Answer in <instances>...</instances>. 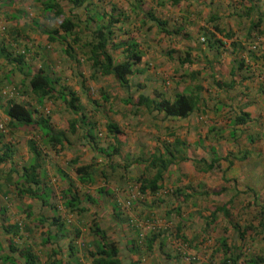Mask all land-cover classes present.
I'll return each instance as SVG.
<instances>
[{
    "label": "crops",
    "instance_id": "0c3cea01",
    "mask_svg": "<svg viewBox=\"0 0 264 264\" xmlns=\"http://www.w3.org/2000/svg\"><path fill=\"white\" fill-rule=\"evenodd\" d=\"M126 1L130 9L122 10L121 4L125 5ZM220 1L222 0H181L177 5H172L170 0H84L81 7H75L71 0H0V22L5 27L3 44L11 48L14 55L24 54L20 64H8L0 56V82L19 92L15 96L16 102L29 103L36 110L46 113L58 130L65 131L69 121L76 116L69 115L66 111L62 117L58 114L62 112L61 106L49 108L46 107V102L40 108L31 95V76L41 72L57 78L60 84L58 87H69L82 106L84 98H88V104H91L94 100H91V95L85 89L86 82L100 75L93 78L94 70L84 44L91 39L88 31L96 29V17L105 16L99 24H106L110 15L120 13V23L111 28L114 35L110 45L129 40L138 45L141 61L134 67V74L129 78V94L120 90L111 100H105L101 95L100 111L87 108L83 112L85 121L90 126L97 122L92 127L95 133L101 130L105 136V140L95 137L97 149H93L90 146L92 141L86 138L91 127L83 126L80 121L77 122V134L70 136V146L65 149L56 146L53 149L43 144L42 148L44 155L50 157V164L54 165L53 169L57 170L60 178L65 175L63 180H57L54 185L57 192L63 190L68 179H71L79 191L85 190L92 197L94 203L83 201L80 207L86 213L87 209H90L89 213L96 212L90 221H95L106 232L108 240L117 245L120 258L127 254L128 264H146L144 259L148 256H151V263L158 260L159 264L177 259L171 257L172 251L163 248V240L159 237L154 238L149 248L145 244L141 249L136 248L138 251L135 252L130 246L132 239L124 233L122 220L117 216L125 198L119 195L121 187L126 186L129 181H137L134 184L140 187V179L152 180L157 170L152 169L149 162L152 157L163 155L166 149L175 155V161L164 172L161 181L157 182L159 189L154 194H144L133 201L148 209L149 214L145 215L149 218H155V215L161 219L164 216L167 218L168 211L174 209L173 218L170 217L168 226L163 228V231L166 229L165 232H172L175 227L177 234L189 241L208 238L203 234L202 228V220L206 221L210 216L205 210L207 203L213 204L216 201L218 206L227 204L230 211L231 201L246 193L240 191L237 178L232 176L237 168V161H251L244 171L245 177L250 181L246 189L254 197L258 193H261L260 197L264 196V148L260 141V138L264 139V7L259 5L264 0H252L253 11L248 15L246 10L251 5L246 0L236 6L229 4L227 0L229 10L220 8ZM63 2L68 4L66 9ZM47 3H56L62 11L61 16L56 17L55 11H46L44 4ZM142 3L148 5L147 10L143 9ZM132 6L139 9L133 10ZM162 6L168 10H162ZM105 7L111 8L105 10ZM113 7L115 12H112ZM158 12L170 14L171 17L166 22L162 21L160 16L154 15ZM147 13H152L164 25L158 28L145 17ZM63 18L74 19L78 26L73 32L80 41L73 44L71 40L74 36L67 40L73 48L71 56L64 52L66 46L59 43L63 34L59 29ZM253 21L256 24L254 27ZM122 22H131V31L138 33V36L124 31ZM85 26H88L87 29ZM214 26L231 34V37H223L214 30ZM54 30H59V34L53 36L56 41L48 37L49 32ZM210 34H213L214 40H220L221 44H209L207 38ZM125 49L126 45L109 50L115 62L124 58ZM28 73L30 76L24 77ZM98 79L115 81L111 75L104 78L100 76ZM181 94L199 98L195 109L186 118L166 117L162 112H148L143 106L137 105L139 96L150 99L162 97L173 101L175 96ZM129 97L132 102L127 101ZM6 104L7 100L0 98V124L4 125L8 122L4 114ZM64 109L67 110L65 106ZM109 123L119 129L115 137L106 129ZM23 129L18 132L6 129V133H11V136L6 137L5 141L14 146L16 154L12 160L0 164V264H5L2 260L5 257L9 258L6 264H24V259L19 256L23 248H30L39 264H45L38 257L39 253L44 252L46 259L54 258L58 261L57 264L60 261V264H67L66 246L71 232L79 230L87 233L92 224L83 227L85 220L89 219L87 214L84 215L85 212L76 217L67 212V219L61 215L64 222L69 223L65 226L66 237L55 238L43 245L47 232L50 231L52 236L57 232L55 228L48 229L50 221L41 225L40 219L53 215L51 206L58 208V215L62 214L61 210L65 207L60 196L57 197V203L48 200L46 205L28 195L18 196L15 186L17 172L23 163L31 159L32 155L28 151L30 140L38 139L34 133ZM226 145H232L234 150L229 148L224 152ZM105 146L110 147L106 150L107 154H111L110 158L100 153L102 150L105 152ZM213 150L219 157L218 164L208 172L198 170L192 160L209 163L214 157ZM221 150L224 155H220ZM182 156L188 160L181 161ZM72 162L75 167L92 166L91 184L76 183ZM46 168L50 169L48 166ZM101 171L105 172L106 179L102 177ZM255 181L260 182L259 186H253ZM172 186L183 190V196L187 194L188 197L184 201L183 196H178L173 190L172 194L178 199L167 198L170 204L166 207L159 199L162 198L161 194H167L166 187L171 189ZM203 191L216 195L201 198L200 193ZM156 194L160 196L156 197ZM225 195L227 198L224 201L222 199ZM220 201L222 205L219 204ZM242 201L244 206L245 201L253 204L254 199L250 197ZM189 203L191 208H185L188 210L184 212L182 208ZM179 206L180 215L177 212ZM190 217L196 219V223L191 224L197 225L195 237L186 234L183 227L190 225L185 220ZM10 226H20V230L14 235V229L9 228ZM153 234L156 233H147L146 237L149 239ZM88 235L92 243L86 247L90 248L94 245V238L91 233ZM11 247L15 250L11 251ZM39 249L44 252L38 251ZM79 256L83 257L82 254ZM13 259L15 262H12Z\"/></svg>",
    "mask_w": 264,
    "mask_h": 264
},
{
    "label": "trees",
    "instance_id": "16d2710c",
    "mask_svg": "<svg viewBox=\"0 0 264 264\" xmlns=\"http://www.w3.org/2000/svg\"><path fill=\"white\" fill-rule=\"evenodd\" d=\"M170 1L172 5H177L181 0ZM71 2L75 7H81L84 4V0H71ZM246 2L251 5L246 10V14L248 15L253 11V2L252 0H246ZM44 7L46 11H55L56 17H60L62 14L61 9L56 3H47L44 4ZM132 7L133 10L139 9V7ZM115 11V7H113L112 12ZM120 17H122L120 13L117 15H110L106 24H99L100 21L105 19V16H97L96 19L98 24L95 30L88 31L90 32L91 39L89 42L84 44V49L87 50V54L89 55L88 59L91 62V66L94 70L92 75L93 78L97 75H100L101 77L111 75L114 77L115 81L120 87L129 90V78L134 74V67L141 61V54L137 50L138 45L132 40L117 45H110L112 43V38L114 35V32L111 30V28L113 25L120 23ZM145 17L149 21L153 22V24L158 28L164 25V23L160 19L156 18L152 13H147ZM74 18L78 22L77 18ZM90 19L94 20V18ZM90 19H88V22L90 21ZM258 20L260 19L258 18ZM255 25L256 24L253 21L252 26L254 27ZM77 27V23H75L74 19L71 20L70 18H63L59 27L60 31H62L63 33L60 36L59 43L64 47L66 46L64 52L69 53L70 56V52H73V48L67 42V40L70 38V36H74V38L71 40L73 44H76L80 41V39L73 32V30ZM87 27L88 26H85L86 29ZM214 30L223 35V37L225 38L231 37V34L225 33L218 26H214ZM161 31L166 33L163 28H161ZM49 34L48 37L50 38V40L56 41L53 36L58 35L59 30H54L52 32H49ZM2 36H4V34L0 33V56H2L8 64L22 63L24 54L14 55L12 49L7 48L3 44ZM207 41L209 44H221L220 40H214L213 34H210L209 38H207ZM123 45H126V49L124 50L125 56L121 61L115 62L109 50L116 49L117 47H122ZM28 76H30V73L26 75L24 74V77ZM0 85L1 87H7L6 84H2L1 82ZM59 85V80L57 78H52L48 74L43 75L41 72L33 74L29 79L31 95L33 96V100L36 101L37 105L40 106V108L43 107L44 102L49 101L52 105H54V103L58 101L66 106L67 111L76 116L75 119L69 121L68 127L65 131L58 130L50 122V117L46 113H42L36 110L29 103H18L16 102L17 97L15 96L8 98L0 95V98L2 100H7L4 114L8 119L7 124H5V132H0V164L8 160H12V157L16 154V149L14 148V146H12L10 142L5 141L6 129H9L10 132H18L22 131L21 129L24 128V131L34 133V135H36L38 139L30 140L28 144V151L32 155L30 161H28L27 163H23L22 166H20L19 172L15 170V172H17L15 186L18 196L28 195L33 199L40 200L44 203V205L47 204L48 200L57 201V197L60 196L62 201L64 202L65 209L69 213H71V215L73 214V212H77L79 215L86 211L83 207H80L82 202L84 201L88 203H94L92 197L88 194L81 195L73 180L71 179H68L67 186L63 190L57 192L54 185L57 184L59 179L63 180L62 178H64L65 175L60 178L55 168L54 171V165L50 164V157L47 154L44 155L42 148L43 144H46L53 149L56 146H59L60 149H65L66 147L70 146V136H75L77 134V122L80 121L83 126L88 125L89 127H91V129H89V132H87L86 134V138L92 141V145L90 146L93 149H97V143L95 142L96 136L92 133L95 124L93 126H90L85 121L86 116L83 113L84 109L80 104L79 98L76 96V94L72 92L68 87H58ZM17 93L19 94L18 91ZM103 99L107 100L109 98L108 96L104 95ZM127 101L132 102L131 97L127 98ZM198 102L199 98L184 94L175 96L173 101H169L162 97H158L157 99H150L148 97L139 96L137 105L143 106L148 112H162L166 117L186 118L193 112ZM106 129L108 133L112 134L114 137L117 133H119L118 127L112 123L107 124ZM176 145L178 146L179 144L177 143ZM107 149H110V147H106L105 152L102 150L100 153L105 155L107 158H110L111 154H107ZM112 153L115 152L112 151ZM212 153L214 157L209 163H206L204 160H192L198 170L208 172L214 169V167L220 160L214 150L212 151ZM180 160L185 161L188 159L182 156ZM174 161L175 155L168 149H166L163 155L152 157L151 161L149 162L150 167L152 169H156L157 171L155 177L152 180L140 179V193L143 195L148 193L154 194L159 189L157 186V182L161 181L164 172L168 170V168L174 163ZM71 165H75L74 162H72ZM46 166L50 167V169L46 168ZM107 166L108 165H106V167ZM73 167L74 173L76 174V183L78 182L81 185L91 184L90 182L93 179L91 165ZM62 173L63 171H61V174ZM101 175L106 179L104 171H101ZM174 193L178 196H183V190L181 189H176ZM200 195L202 197H209L210 195L216 194L213 192L203 191L200 193ZM187 197V194L183 196L184 201L187 199ZM132 205L135 206L136 203L134 202ZM51 210L53 215H49L48 218L43 216L40 219L39 223L42 225L45 221H50L48 229L50 230L51 228H55L57 234L55 236H52L50 231L47 232V238L43 240V245L49 243L55 238L66 237L64 233L65 226H68L69 224L67 222H64V220L61 218V214L58 215L59 210L58 208H56V206H51ZM218 214H222L225 219H230V212L227 209V204L214 208L210 216H208L206 219V226H209V223H214L217 219ZM117 216L118 218H120V220H122L121 224L124 226L125 231L126 228L127 230H129V234L127 235H132L131 237H128L132 239V243L130 244V246L135 252L138 251L136 248L139 249L140 245L144 247V245L147 244V247L149 248V246L153 243L154 238L157 239L159 237L164 242L165 238L167 239L169 235L170 238L172 236L170 234L171 231L165 232L166 229L163 231L158 228L157 230H147V232L144 234V237H141L140 231L142 228L136 225H132L130 223L128 214L125 213L124 217H122L120 213ZM148 219L150 221H153V217ZM9 228L14 229V235L17 234L20 230V226H10ZM236 229H239V227H236ZM150 232H154L156 234H153V237L151 236V238L148 239L146 235ZM89 233H91L94 238V250L86 251L83 249L84 246L82 247L77 244L81 236V232L79 230L71 232L70 241L66 246V251L68 253V259L66 262L67 264H84V260L89 262L87 264H121L122 258H120V252L117 245L114 242L108 240L106 232L102 228H100V226L96 224L95 221L92 222ZM240 236L241 239H243V235L240 234ZM181 238L183 242H187V239L185 237L182 236ZM221 246L223 257L220 264H239L240 261L244 264H264L263 257L257 255L250 257L246 256L244 252L241 253L238 251V249L228 246L224 240H221ZM10 250L14 251L15 249L11 247ZM79 254H82L83 257L79 256ZM19 256L24 259V264H39L37 261V256H35L31 252L30 248H23L19 252ZM2 260L6 264L7 261H9V258L5 257ZM47 261L49 264L58 263V261L54 258H49L47 259ZM12 262H15L14 259ZM60 263L61 261L59 262V264ZM132 264H139V262H134Z\"/></svg>",
    "mask_w": 264,
    "mask_h": 264
},
{
    "label": "rangeland",
    "instance_id": "374dc122",
    "mask_svg": "<svg viewBox=\"0 0 264 264\" xmlns=\"http://www.w3.org/2000/svg\"><path fill=\"white\" fill-rule=\"evenodd\" d=\"M229 4L231 5H240V3L242 2V0H228ZM220 8L223 9H228L230 7H228V3L227 0H222L220 1ZM62 5L64 6V9H66V6L68 4H66L65 2L62 3ZM124 4H121V8L122 10H128L129 5L128 2L126 1V4L124 5V7L122 6ZM259 5L264 7V1L260 2ZM143 9H148V5H144V3H142ZM162 10H168L165 8V6H162ZM104 8V7H103ZM111 7H105V10L108 9L110 10ZM161 10V9H160ZM104 11V10H103ZM128 12V11H127ZM154 15L160 16V19L162 21H168V19L171 17L170 14H165L164 12H158L157 14L155 13ZM97 18V17H96ZM173 19V17H172ZM264 20V19H263ZM1 21V20H0ZM3 21V20H2ZM264 22V21H263ZM4 26V24L2 22H0V30L1 28ZM121 27H123L124 31L128 32L129 35H131L132 32V25L131 22H125V23H121ZM130 32V33H129ZM135 36H138V33H134ZM128 36V35H127ZM126 36V37H127ZM129 38V37H128ZM257 47V45H255ZM100 78V76L96 77L94 80L93 79H88L86 82V87L85 89L88 91V93L91 95L92 99L94 101H91V104H88V98H84V110L85 109H91V108H95L98 111H100V102H101V95H105L108 96V98L111 100L112 97L117 96V93L122 90V92H128L129 94V90H125L124 88L120 87L118 85L117 82L115 81H107L105 79H98ZM104 78V77H101ZM132 83H134V79H132ZM69 88V87H68ZM107 90V92H106ZM119 94V93H118ZM120 96V95H119ZM110 100L108 102H110ZM46 107L49 108H53L54 106H61L62 108V112H58V114H61V116L63 117L66 114V111L64 109V106L62 103L60 102H55L54 105H52L49 101H47L45 103ZM91 105V106H90ZM66 108V106H65ZM69 113V115H71V113L69 111H67ZM98 112H95V114H97ZM87 114V112H86ZM61 117V118H62ZM96 119V116L95 118ZM97 122L95 123L96 126ZM93 135H100L98 136L100 139L105 140V136H103V132H101V130H97V132L95 133L94 130H92ZM6 137L11 136V133H5ZM107 137V136H106ZM15 140V139H14ZM107 140V139H106ZM264 139L260 138V141L263 142V144L261 145L262 148H264ZM14 145H16L13 142ZM18 144V143H17ZM234 150V147L232 145H226L224 152H227L228 150ZM220 155H224L223 151L221 150ZM251 162V161H250ZM250 162H242V161H237V168L236 170L232 173V176L236 177L238 182H237V186L241 189V192H246L245 194H240L237 196L235 201H231V209H230V219H223L222 214H218L217 219L214 223H209V226H206V221L202 220V228H203V234L205 236H209L208 238L204 237V240L202 241H189L187 240V242H183L182 238L177 234V232L174 230L175 227H173L172 232L170 233L172 236L170 238L167 237V239L163 242L164 244V249L165 250H169L170 252L172 251L173 254L176 255H171L174 257H177L176 260L173 261L172 260H168L166 261V264H220L222 257H223V251H222V246H221V240H224L228 246H231L232 248H236L238 249L239 252L241 253H245L246 256H260L264 258V196H261V193H258V196L251 195L250 193H248L247 191V185L250 184V181L247 180V177H245V167H247ZM226 164V162H224ZM137 181H132L124 186L121 187L120 189V196H122V198H124L126 196V192L127 189L132 186L135 185L134 183H136ZM260 182L255 181L253 182V186H259ZM180 186V185H179ZM178 188V187H177ZM258 189V187H257ZM167 190V194L166 195H162L159 199V201H163V205L166 207H169V200L167 198L172 197V199H178L177 196L172 194L173 190H176V188L174 186H172V188H168L166 187ZM79 191V190H78ZM79 193L81 195L87 194L85 192V190H83V192L79 191ZM202 198V196H200ZM253 197L254 201L253 204H250V201H245L246 203L243 206V201L246 198H250ZM260 197V199L258 198ZM200 198V199H201ZM204 198V197H203ZM227 196L225 195L223 197L222 200H226ZM171 200V199H170ZM211 200V199H209ZM193 201V200H192ZM212 201V200H211ZM53 202H58V201H53ZM191 202V201H189ZM241 202V203H240ZM221 204V201L220 203ZM139 205V207H138ZM222 205V204H221ZM160 205H158L159 207ZM218 206V202L214 201V203L212 204L211 202H208L207 205L205 206V210L206 213L208 212L209 214H211V212L214 210L215 207ZM191 208L190 207V203L186 204L182 210H184V212H186L188 209L185 208ZM142 208V209H141ZM148 209H145L144 205H140L137 204L135 206H132L128 212L131 213V215L136 216V219H140V220H144L147 219L145 217V213L148 215ZM174 210V209H173ZM173 210H169L168 214L169 216H167V218L161 219L160 216H156L155 218L153 217V220H155L156 225L159 226V228L161 230H163L164 226H168L167 223L170 220V217H172V215L174 214ZM61 211L62 214L66 219L68 217V211L66 209H62ZM90 209H87V213L85 212L84 215H88L87 220H85L83 227L86 224L91 223L92 221H90V218H92L94 215H96V212H92L89 213ZM119 213H121V216L124 217L125 213L127 214L126 211H122L119 208ZM178 212L180 215L181 212V207H178ZM161 214H163V212L161 211ZM78 215L77 212H73L72 217H76ZM164 215V214H163ZM166 222H163V221ZM186 222H189L190 225H187V228L185 227L186 225H184V229L186 231V234H191L194 236L195 231L197 229V225H191L196 223V219L193 218H186L185 219ZM209 220V219H208ZM235 227V228H234ZM236 227H239V229H236ZM239 230V232H238ZM82 232V231H81ZM126 235L129 234V230L125 231ZM143 234L147 232V230L143 229ZM89 232H82L81 236L77 242V244H79L80 246H84L83 249L88 251V250H94V245L90 246V248L86 247L89 243L91 242L90 236L88 235ZM241 235H243V239H241ZM127 236H132V235H127ZM220 236L222 237V239H220ZM195 237V236H194ZM214 237V239L212 238ZM191 238V236L189 237V239ZM119 244V243H118ZM168 247V248H167ZM142 246L140 245L139 249H141ZM38 251H43L41 249H39ZM44 252V251H43ZM45 253V252H44ZM42 253L38 255V257H40L45 264H49L45 254ZM127 255V254H125ZM123 255L122 256V264H128L129 260L128 258ZM151 256L146 257L144 260L146 262V264H159L160 261L156 260L153 263H151ZM88 259V258H87ZM149 259V260H148ZM84 264L89 263L88 261L83 262ZM239 264H243L241 261L239 262Z\"/></svg>",
    "mask_w": 264,
    "mask_h": 264
},
{
    "label": "built area",
    "instance_id": "2783aa9c",
    "mask_svg": "<svg viewBox=\"0 0 264 264\" xmlns=\"http://www.w3.org/2000/svg\"><path fill=\"white\" fill-rule=\"evenodd\" d=\"M0 33L4 34V26L1 28ZM202 41H204L202 39ZM0 95H2L3 97H8L11 98L12 96H18V93L15 89L11 90L8 87H1L0 85ZM0 132H5V125L4 124H0ZM126 196L123 199V201L121 202L120 206H121V210L122 211H126L127 214L129 215V219H130V223L132 225H136L138 227H141V231H140V236L144 237L143 234V229L145 230H157L159 228V226L156 225L155 220L150 221L147 215H145V217L147 219L144 220H140V219H136L137 217L134 215H131V213L128 212V210L133 206V201L136 199H139L143 194L140 193V187L138 185H132L131 187H129L127 189L126 192ZM159 194H156V197H158ZM152 218V217H151ZM244 264V263H243Z\"/></svg>",
    "mask_w": 264,
    "mask_h": 264
},
{
    "label": "clouds",
    "instance_id": "9594fccd",
    "mask_svg": "<svg viewBox=\"0 0 264 264\" xmlns=\"http://www.w3.org/2000/svg\"><path fill=\"white\" fill-rule=\"evenodd\" d=\"M96 137H98L97 135H96ZM99 138V137H98ZM100 139V138H99ZM160 196V195H159Z\"/></svg>",
    "mask_w": 264,
    "mask_h": 264
}]
</instances>
